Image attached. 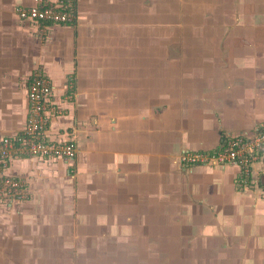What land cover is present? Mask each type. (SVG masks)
Masks as SVG:
<instances>
[{
    "label": "crops",
    "instance_id": "crops-1",
    "mask_svg": "<svg viewBox=\"0 0 264 264\" xmlns=\"http://www.w3.org/2000/svg\"><path fill=\"white\" fill-rule=\"evenodd\" d=\"M32 3L0 0V138L40 74L46 138L77 152L0 167L28 191L0 197V264H264V151L245 183L178 160L264 127V0H74L68 23Z\"/></svg>",
    "mask_w": 264,
    "mask_h": 264
},
{
    "label": "built area",
    "instance_id": "built-area-1",
    "mask_svg": "<svg viewBox=\"0 0 264 264\" xmlns=\"http://www.w3.org/2000/svg\"><path fill=\"white\" fill-rule=\"evenodd\" d=\"M21 20L52 21L68 23L74 17V0H33L27 6L15 8ZM51 92L49 80L40 74L33 75L27 88L28 115L24 130L19 135L0 138V167L14 154L33 157H60L73 161L77 145L74 140L52 141L46 138V102ZM264 151V127L250 137H228L211 152L187 151L178 160L187 166L210 163L214 165L234 164L240 168L241 182L245 183L252 165ZM25 181L0 172V197L24 200L28 197Z\"/></svg>",
    "mask_w": 264,
    "mask_h": 264
}]
</instances>
